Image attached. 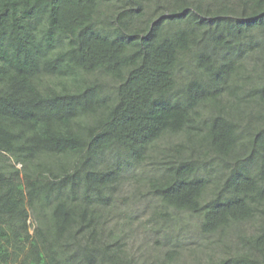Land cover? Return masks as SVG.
<instances>
[{
  "label": "trees",
  "instance_id": "1",
  "mask_svg": "<svg viewBox=\"0 0 264 264\" xmlns=\"http://www.w3.org/2000/svg\"><path fill=\"white\" fill-rule=\"evenodd\" d=\"M115 1L0 0V264H139L108 227L131 172L158 232L235 235L198 264H264V0L143 26V0L103 18Z\"/></svg>",
  "mask_w": 264,
  "mask_h": 264
},
{
  "label": "rangeland",
  "instance_id": "2",
  "mask_svg": "<svg viewBox=\"0 0 264 264\" xmlns=\"http://www.w3.org/2000/svg\"><path fill=\"white\" fill-rule=\"evenodd\" d=\"M120 1H115L118 3L117 9H114L116 6L111 3L103 5L101 7V16L107 18V21H113L112 17H116L118 12L122 10L120 7L122 2ZM176 1L143 0V17H136L137 19L133 24L143 26L146 22L145 19L152 15V11L156 8L158 9L159 6H165L166 9L176 8L179 5V2ZM208 1L210 0H203L202 2L206 3ZM128 8L138 10L139 4L135 2L133 7L128 6ZM169 11L166 10V13H169ZM168 22L164 24L165 30L169 28L171 30V28L176 26L173 22ZM181 72L182 79L186 73L185 68ZM181 139V136H175L171 140L179 142ZM166 141H161V144ZM125 177L127 178L122 182L118 195L119 212L115 217H112L108 227L109 229L114 228L115 231L121 234L127 252L139 264H160L168 250H177L179 252L171 264H198V262L207 261L210 256L218 257L233 251L235 235H231L229 240H219L217 235L202 234L199 228V219L196 216L186 217L185 226H179L173 231L162 229L158 232L156 228L162 224L163 220L159 218L156 220L159 223H156L154 217H152L155 211V201L149 195L143 197L142 194H139V198H136L135 201L133 192L137 186L136 181L132 172ZM34 221V216H32L30 218L32 232L36 226ZM245 227L246 230L252 232L255 225L248 223Z\"/></svg>",
  "mask_w": 264,
  "mask_h": 264
}]
</instances>
